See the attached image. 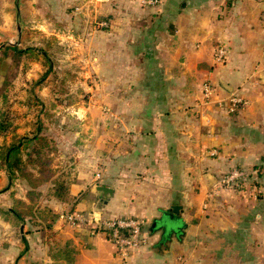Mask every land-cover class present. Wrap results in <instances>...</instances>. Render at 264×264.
Here are the masks:
<instances>
[{
	"label": "crops",
	"instance_id": "0c3cea01",
	"mask_svg": "<svg viewBox=\"0 0 264 264\" xmlns=\"http://www.w3.org/2000/svg\"><path fill=\"white\" fill-rule=\"evenodd\" d=\"M18 2L25 0H0V109L16 127L0 137V151L14 136L38 134L32 131L30 102L48 96L30 91L44 60L37 49L36 59L28 60L25 27L18 23L28 13ZM123 4L134 21L131 30L85 37L107 45L111 38L118 68L133 66V76L116 77L133 86L116 93V136H101L98 145L115 151L90 161L87 172L72 174L70 191L77 200L55 204L61 212L50 237L26 235L25 224L14 218V189L0 157V264H264V0H162L147 19L149 11L135 2ZM221 46L228 49L223 64L215 59ZM206 83L219 98L238 94L249 105L229 113L205 104ZM93 139L92 133L83 139L90 154ZM87 153L82 156L90 160ZM233 169H259L261 199L225 209L210 201L204 209L215 183ZM97 186L114 190L107 203ZM172 206L182 207L186 226L166 239L151 227ZM67 213L144 219L149 244L125 263L105 234L88 223H70Z\"/></svg>",
	"mask_w": 264,
	"mask_h": 264
},
{
	"label": "rangeland",
	"instance_id": "374dc122",
	"mask_svg": "<svg viewBox=\"0 0 264 264\" xmlns=\"http://www.w3.org/2000/svg\"><path fill=\"white\" fill-rule=\"evenodd\" d=\"M130 1L135 2L142 10L149 11L145 12L146 19L162 4V0L156 6L145 5L140 0ZM123 2L124 0H25L24 4L18 2L20 11L25 10L28 13L26 18L18 19V23L21 21L25 27L23 47H26L30 54L28 60L31 62L36 59L33 55L35 49L44 60L36 81L30 84V91L45 92L48 96L44 102H30L31 106L33 105L30 107V115L33 116L34 122L32 131H38V135L46 138L47 146L43 151L51 162L50 168L53 172L52 178L35 190L25 178L10 179L14 189L12 205L15 206L18 199L32 209V212L28 210L23 228H26V235L43 233L44 236L50 237L54 234L52 229L45 227L61 212L54 208L56 203H61L54 195V181L71 186L74 181L72 174L87 172L92 169L90 161L96 162L107 151H115V147L108 148L109 145H106L100 148L98 145L101 136L110 141L111 136H116V93L133 90L131 83L119 84L116 77L118 74L133 76V66L126 63L125 68H118L117 61L120 57L111 38L107 45V41L101 38L90 44L87 41L88 35L87 39L85 37L93 32H111L117 28L122 31L131 30L134 21L128 13L129 8H124ZM103 21L108 22V27L100 26ZM129 47L132 52H136V48L131 45ZM121 62L124 63L123 59ZM84 108L88 112L83 111ZM88 119H91V125L87 124ZM88 133H92L94 137L93 154L87 153L84 147L83 139ZM85 153L86 158L90 160L82 156ZM82 157L84 164L80 163ZM100 166L101 164L95 168L97 172L102 170ZM28 172L37 176L33 166H28ZM214 186L213 196H207V201L203 204L204 209L210 201L217 202L221 209H225L231 204L255 203L262 196L259 169L257 174H251L241 192L221 188L217 183ZM145 230L147 232L148 227Z\"/></svg>",
	"mask_w": 264,
	"mask_h": 264
},
{
	"label": "built area",
	"instance_id": "2783aa9c",
	"mask_svg": "<svg viewBox=\"0 0 264 264\" xmlns=\"http://www.w3.org/2000/svg\"><path fill=\"white\" fill-rule=\"evenodd\" d=\"M148 6L160 4V0H140ZM102 27H108V22L100 23ZM228 57V49L221 46L216 50L215 59L219 64H223ZM204 103L216 104L224 107L229 113H236L249 105V101L238 94H232L228 99H221L216 95L215 87L212 83H206L203 89ZM254 171L251 174H257ZM250 173L243 169H233L223 175L217 182L218 186L224 189H236L243 191L247 185ZM214 192L208 194L213 196ZM67 220L75 224L76 222L88 223L93 227L95 233H102L114 244L117 255L128 263L132 256L144 249L149 244V238L145 230L146 221L137 217H123L105 219L96 215L85 216L83 214L67 213L64 215Z\"/></svg>",
	"mask_w": 264,
	"mask_h": 264
},
{
	"label": "trees",
	"instance_id": "16d2710c",
	"mask_svg": "<svg viewBox=\"0 0 264 264\" xmlns=\"http://www.w3.org/2000/svg\"><path fill=\"white\" fill-rule=\"evenodd\" d=\"M10 120L9 116L0 109V137H6L9 133L15 131L14 122L11 123ZM45 146H47L46 138L38 134L32 138L14 136L12 143L7 147H3L0 151L2 163L7 167L10 179L25 178L34 190L48 182L52 178L53 172L50 168L51 162L43 151ZM28 166H33L36 169L37 176L28 172ZM54 184L56 188L54 195L59 202L63 204H74L76 202V197L71 194L70 185H65L59 181H54ZM15 204L11 213L19 222L25 224L28 210L32 212V209L28 204L18 199ZM59 216L60 214H57L45 227L52 229ZM178 235H181V233Z\"/></svg>",
	"mask_w": 264,
	"mask_h": 264
},
{
	"label": "water",
	"instance_id": "95a60500",
	"mask_svg": "<svg viewBox=\"0 0 264 264\" xmlns=\"http://www.w3.org/2000/svg\"><path fill=\"white\" fill-rule=\"evenodd\" d=\"M224 86L227 87L226 85ZM95 191L101 194L104 203H107L114 194V190L106 186H97ZM181 210V206H172L168 211H164L160 219H157L152 224L151 231H161L166 239L174 234H180L183 227L186 226L181 218Z\"/></svg>",
	"mask_w": 264,
	"mask_h": 264
}]
</instances>
